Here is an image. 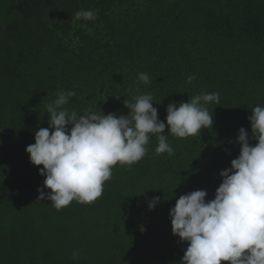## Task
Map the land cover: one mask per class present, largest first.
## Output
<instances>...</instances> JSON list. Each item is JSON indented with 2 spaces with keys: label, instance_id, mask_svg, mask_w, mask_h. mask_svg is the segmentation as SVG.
<instances>
[{
  "label": "trees",
  "instance_id": "obj_1",
  "mask_svg": "<svg viewBox=\"0 0 264 264\" xmlns=\"http://www.w3.org/2000/svg\"><path fill=\"white\" fill-rule=\"evenodd\" d=\"M81 9L97 19L75 20ZM142 72L150 82L138 81ZM61 90L76 93L70 111L117 116L150 93L165 123L170 102L217 92L220 105H206L213 125L200 135L178 138L166 126L171 155H156L152 136L140 161L113 166L95 202L58 211L36 201L43 165L25 148L49 126L46 106ZM256 105L264 0H0V264H182L187 242L172 234L169 209L198 189L214 198L219 172L239 154L238 129L252 135Z\"/></svg>",
  "mask_w": 264,
  "mask_h": 264
},
{
  "label": "clouds",
  "instance_id": "obj_2",
  "mask_svg": "<svg viewBox=\"0 0 264 264\" xmlns=\"http://www.w3.org/2000/svg\"><path fill=\"white\" fill-rule=\"evenodd\" d=\"M97 15L81 9L74 19L96 20ZM194 79L189 76L186 83ZM138 81L148 83L150 77L142 72ZM75 95L61 90L47 104L49 126L36 130L35 142L25 148L33 165H43L38 172L45 178L36 201H51L58 211L74 200L95 202L103 195L113 166L140 161L152 136L158 141L156 155H171L174 150L165 135L166 126L167 133L178 138L200 135L202 129L213 125V113L206 105H220L217 92H203L187 102H170L165 123L158 118L150 93L134 96V102L124 101L130 111L119 116L70 111L64 106ZM251 113L247 119L252 135L244 127L238 129L239 154L230 167L219 172L222 179L214 198L206 199L207 190L198 189L179 195L169 209L172 234L181 243L187 242L182 264H264V106L256 105ZM160 200L159 196L151 198L149 210ZM140 230L146 231L143 226ZM78 255L75 250L73 259Z\"/></svg>",
  "mask_w": 264,
  "mask_h": 264
}]
</instances>
